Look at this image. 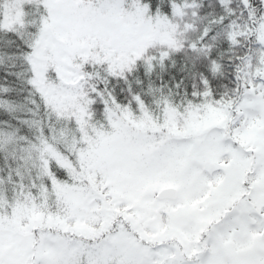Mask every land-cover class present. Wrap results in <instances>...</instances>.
Wrapping results in <instances>:
<instances>
[{
    "label": "snow or ice",
    "instance_id": "1",
    "mask_svg": "<svg viewBox=\"0 0 264 264\" xmlns=\"http://www.w3.org/2000/svg\"><path fill=\"white\" fill-rule=\"evenodd\" d=\"M0 264H264V0H0Z\"/></svg>",
    "mask_w": 264,
    "mask_h": 264
}]
</instances>
